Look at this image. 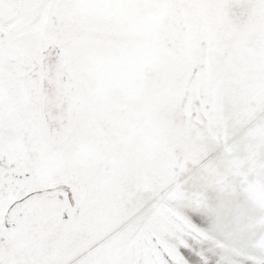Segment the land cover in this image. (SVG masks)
<instances>
[{
	"label": "snow or ice",
	"instance_id": "6c2138e0",
	"mask_svg": "<svg viewBox=\"0 0 264 264\" xmlns=\"http://www.w3.org/2000/svg\"><path fill=\"white\" fill-rule=\"evenodd\" d=\"M0 264H264V0H0Z\"/></svg>",
	"mask_w": 264,
	"mask_h": 264
}]
</instances>
